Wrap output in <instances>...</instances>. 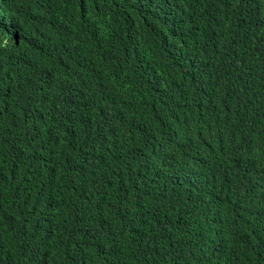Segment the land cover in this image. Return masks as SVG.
<instances>
[{
	"label": "trees",
	"instance_id": "16d2710c",
	"mask_svg": "<svg viewBox=\"0 0 264 264\" xmlns=\"http://www.w3.org/2000/svg\"><path fill=\"white\" fill-rule=\"evenodd\" d=\"M0 264H264V0H0Z\"/></svg>",
	"mask_w": 264,
	"mask_h": 264
}]
</instances>
